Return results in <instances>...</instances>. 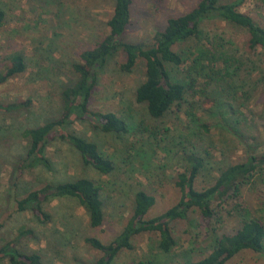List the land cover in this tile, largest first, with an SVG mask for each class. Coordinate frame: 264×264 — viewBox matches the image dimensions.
Instances as JSON below:
<instances>
[{"label":"rangeland","instance_id":"rangeland-1","mask_svg":"<svg viewBox=\"0 0 264 264\" xmlns=\"http://www.w3.org/2000/svg\"><path fill=\"white\" fill-rule=\"evenodd\" d=\"M200 0H132L131 24L124 35L126 41L149 45L154 34L163 30L170 17L191 10ZM231 0H222L228 2ZM5 20L0 26V70L10 55L22 54L26 70L0 86V103L19 104L20 109L0 112V248L12 242L22 255L36 253L46 264H94L101 254L84 242L95 237L108 243L117 236L132 213L133 197L144 190L156 199L146 218H152L175 205L180 192L175 183L183 172L181 153L205 149L210 153L211 168L196 180L200 190L210 186L219 168L245 160L249 154L264 155V89H249V100L234 104L241 111L239 119L249 125V142L240 140L231 129L219 126L215 108L209 101H198L195 113L208 123L209 134L190 123L185 111L188 98L180 110H173L163 119H152L145 105L135 100L136 88L144 80V63L139 60L131 73L120 70L124 55L111 59L101 72L90 100L93 112H113L129 125L125 135L105 134L95 121H73L69 130L96 143L115 163L109 176H102L85 166L78 152L59 140L46 148L51 169L29 166V142L23 132L61 115V93L75 81L72 64L79 54L96 46L108 33L107 22L112 15V0H0ZM241 12L250 15L264 27V0H245ZM211 36H222L238 56L264 67V54L246 51L247 33L218 20L207 22ZM196 49V48H195ZM193 42L177 45V52L188 54ZM231 50V51H232ZM170 68V66H168ZM201 81H198V84ZM195 100H198L197 98ZM197 105L194 106L196 108ZM211 108V109H210ZM256 138L253 140V138ZM243 190L240 202L254 216L264 215V170ZM257 174V175H258ZM76 178H88L102 186L105 220L100 228L89 225L88 216L71 199L53 200L45 206L51 220L39 224L31 211L18 212L17 200L46 184ZM187 221H175L172 233L177 241L170 254L157 248L158 237L145 233L133 239L132 250L121 252L113 264H131L150 258L154 264H185L207 254L216 235L232 233L235 219L223 218L216 232L205 226L197 213ZM190 222V223H191ZM189 226V227H188ZM212 227V225H211ZM20 229L31 231L19 237ZM189 229L191 234H189ZM0 264H10L1 259ZM227 264H264V256L246 250Z\"/></svg>","mask_w":264,"mask_h":264},{"label":"trees","instance_id":"trees-1","mask_svg":"<svg viewBox=\"0 0 264 264\" xmlns=\"http://www.w3.org/2000/svg\"><path fill=\"white\" fill-rule=\"evenodd\" d=\"M244 1L200 0L188 12L168 18L163 30L157 31L151 43L145 46L124 38L131 24L132 0H112L113 11L107 22L109 33L96 46L83 50L79 54V62L72 64L76 78L61 93L59 118L23 132L32 158L29 166L51 169L45 151L51 142L59 140L73 147L85 166H90L102 176L113 173V159L96 143L69 130V126L73 121H95L105 134L125 135L129 132L128 123L115 113L90 110V100L101 72L111 59L120 54L124 55L120 70L125 73H131L139 60L144 63V80L136 88L135 100L145 105L152 119L160 120L173 110H180L191 98L185 114L192 125L209 134L208 123H203L202 117L195 113L199 108L198 101H209L211 108H215L219 126L226 129V125L240 140L249 142V125L239 119L242 113L234 104L239 100L245 105L249 100V89H264V67L243 55L238 56L222 36H211L204 27L207 22L218 20L243 29L248 35L245 52L260 51L264 54V27L241 12ZM4 20L5 14L0 10V26ZM185 42H193L196 49L186 55L177 52L175 47ZM7 60L0 70V86L26 70L22 54H12ZM198 81L201 82L198 84ZM20 106L0 103V112L15 111ZM193 147V150L183 148L181 153L183 172L175 183L180 192L175 205L155 217L146 218L156 199L146 191L138 190L133 197L132 213L117 236L108 243L95 237L84 238L85 244L101 254L94 264H113L121 252L134 248L136 236L145 233L156 234L158 250L162 254H170L177 246L172 224L187 221L191 227V213L198 214L205 226L211 229L209 232H216L225 216L235 219L236 228L232 233L216 235L205 256L196 261L188 260L185 264H227L246 250L264 256V215L254 216L240 202L244 188L259 176L262 168L264 170V155L249 154L247 145L248 152L243 162L219 168L213 183L198 190L196 180L203 171L211 168L212 162L209 152L198 149L200 146L197 149ZM102 188L88 178L48 183L17 200L16 208L18 212L31 211L36 221L43 225L51 220L45 210L47 204L53 200L71 199L83 208L90 227L100 228L105 220ZM30 234L31 231L20 229L18 235ZM1 259H7L10 264H46L36 253L20 254L12 242L0 248ZM131 264H154V260L145 258Z\"/></svg>","mask_w":264,"mask_h":264}]
</instances>
